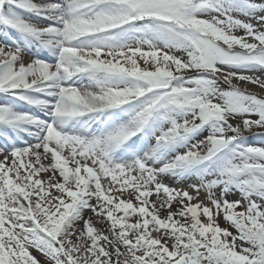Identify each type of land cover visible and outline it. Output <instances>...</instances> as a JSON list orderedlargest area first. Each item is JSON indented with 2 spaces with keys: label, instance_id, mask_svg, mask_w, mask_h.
<instances>
[{
  "label": "snow or ice",
  "instance_id": "1",
  "mask_svg": "<svg viewBox=\"0 0 264 264\" xmlns=\"http://www.w3.org/2000/svg\"><path fill=\"white\" fill-rule=\"evenodd\" d=\"M240 84L264 0H0V264H264Z\"/></svg>",
  "mask_w": 264,
  "mask_h": 264
},
{
  "label": "rangeland",
  "instance_id": "2",
  "mask_svg": "<svg viewBox=\"0 0 264 264\" xmlns=\"http://www.w3.org/2000/svg\"><path fill=\"white\" fill-rule=\"evenodd\" d=\"M245 87H249L250 88V91H252V89H254V90H257V89H259L258 87H256V86H254V85H247V84H245ZM251 143H253V144H259V142L258 141H255V140H252L251 141Z\"/></svg>",
  "mask_w": 264,
  "mask_h": 264
},
{
  "label": "bare ground",
  "instance_id": "3",
  "mask_svg": "<svg viewBox=\"0 0 264 264\" xmlns=\"http://www.w3.org/2000/svg\"><path fill=\"white\" fill-rule=\"evenodd\" d=\"M241 88H247V87H245V84H240L239 85ZM251 92V91H250ZM262 95H264V90H263V92H262Z\"/></svg>",
  "mask_w": 264,
  "mask_h": 264
}]
</instances>
